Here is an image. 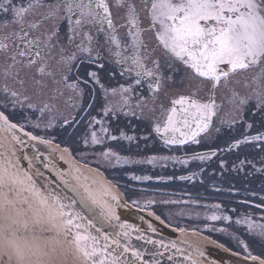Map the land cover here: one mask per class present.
<instances>
[{"label":"snow or ice","instance_id":"1","mask_svg":"<svg viewBox=\"0 0 264 264\" xmlns=\"http://www.w3.org/2000/svg\"><path fill=\"white\" fill-rule=\"evenodd\" d=\"M29 113L40 118L33 127L43 120L46 130L58 125L69 136L87 121L81 145L113 166L131 161L112 142L138 141L121 122L133 133L142 123L165 147L199 145L239 125L245 133L227 151L251 146L264 162V130L247 134L257 121L264 129V0H0V264H142L139 251L93 222L119 219L107 183L73 186L79 200L37 184L43 174L33 171L25 148L51 141L11 118L31 121ZM142 139L147 146L150 136ZM238 161L233 170L255 168L247 156ZM234 223L246 226V239L261 251L253 255L239 240L244 260L264 264V222L246 215ZM130 227L120 235L128 238ZM129 252L135 261L124 259ZM203 256L196 248L185 259L200 264Z\"/></svg>","mask_w":264,"mask_h":264},{"label":"flooded vegetation","instance_id":"2","mask_svg":"<svg viewBox=\"0 0 264 264\" xmlns=\"http://www.w3.org/2000/svg\"><path fill=\"white\" fill-rule=\"evenodd\" d=\"M29 116L31 121H25L21 115H12L11 118L24 123L25 130L33 135L63 149L67 148L77 162L101 172L117 187L126 201L138 210L159 217L171 228L205 236L241 257L247 253L238 241L246 240L249 251L253 255H261L260 249L250 239H246V226L234 223L246 215L258 223L264 222L261 219L264 217V172L259 171L264 167V162L261 161L259 149L242 146V151H227L230 144L245 133L241 126L238 125L234 130L225 127L212 139L202 141L199 145L165 147L162 141L155 138V133L142 123H136L133 133L130 127L121 122L120 127L129 135H137L138 141L131 144L127 141L112 142L115 150L131 161L113 166L101 162L95 149H84L81 145L87 121L70 129L73 134L69 136L58 125L46 130L43 120L40 121V128L33 127L32 124L40 118L32 113ZM159 118L161 121L164 119L163 116ZM258 130H264L259 121L247 134L254 135ZM144 135L150 136L147 146L142 139ZM212 152L216 155L209 160L192 158L197 153ZM245 156L253 161L255 168L245 166L241 171L233 170V164L239 162L238 157L243 159ZM152 157L157 159L148 163ZM161 157L171 159L163 160ZM180 160L188 162L180 163ZM221 161L224 162L223 168L220 166ZM133 176L138 179H133ZM213 214L230 216L233 222L208 219Z\"/></svg>","mask_w":264,"mask_h":264},{"label":"water","instance_id":"3","mask_svg":"<svg viewBox=\"0 0 264 264\" xmlns=\"http://www.w3.org/2000/svg\"><path fill=\"white\" fill-rule=\"evenodd\" d=\"M25 154L32 161L33 171L39 170L43 174L41 177H34L38 185L47 181L52 189L63 190L65 195L76 200H79V196L72 191L73 186L77 188L81 185L91 186L93 190H98L102 184L107 183L119 199V207L113 204L119 219L106 221L99 216H93L92 213H86V215L93 216V222L104 234L114 238L118 237L122 245L130 244L132 249L139 251L142 264H155L157 261L159 264H188L185 255L193 253L196 248L204 252V256L199 258L200 264H253L251 260H244V257L234 255L205 236L171 228L153 214L138 210L126 201L123 194L106 176L98 170L77 162L69 151L65 152L59 146L30 141L25 148ZM27 164L28 160L22 161L23 166L27 167ZM60 174H63V179ZM64 180H68L69 184L65 185ZM77 207L81 206L77 204ZM122 226H131L128 229V238L120 235L123 231ZM173 243L181 249V252H177L172 247ZM161 244L168 247L167 252ZM193 258H196L194 254ZM124 259L135 261L131 252L125 254Z\"/></svg>","mask_w":264,"mask_h":264}]
</instances>
